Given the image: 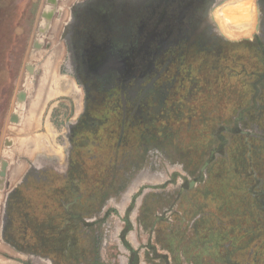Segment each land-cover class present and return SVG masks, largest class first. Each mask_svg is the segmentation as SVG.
Segmentation results:
<instances>
[{"label":"rangeland","instance_id":"rangeland-1","mask_svg":"<svg viewBox=\"0 0 264 264\" xmlns=\"http://www.w3.org/2000/svg\"><path fill=\"white\" fill-rule=\"evenodd\" d=\"M0 264H264V0H0Z\"/></svg>","mask_w":264,"mask_h":264},{"label":"bare ground","instance_id":"bare-ground-1","mask_svg":"<svg viewBox=\"0 0 264 264\" xmlns=\"http://www.w3.org/2000/svg\"><path fill=\"white\" fill-rule=\"evenodd\" d=\"M248 3H249V2H248ZM63 4H64V3H63ZM243 6H244V4L242 3V4H239L237 8H238V10L241 11V14H242V12H243V13H246V14L248 15V14H249V5H248L247 7H245V6L243 7ZM237 8H236V9H237ZM231 9H232V8H230V11H231ZM242 10H243V11H242ZM228 11H229V10H228ZM46 70H47V69H46ZM43 74H44V73H43ZM24 153H25V152H24ZM15 169H16V168H15Z\"/></svg>","mask_w":264,"mask_h":264},{"label":"crops","instance_id":"crops-1","mask_svg":"<svg viewBox=\"0 0 264 264\" xmlns=\"http://www.w3.org/2000/svg\"><path fill=\"white\" fill-rule=\"evenodd\" d=\"M248 5H250L249 3H248ZM235 6H238V5H235ZM245 6V5H244ZM234 8V7H233ZM233 13V12H232ZM250 13H251V17H252V7H251V5H250ZM251 17H249V20L251 19L252 20V18ZM244 22H245V20H243ZM249 21H247L246 23H248ZM243 23V22H242ZM247 26H249L248 24H247Z\"/></svg>","mask_w":264,"mask_h":264},{"label":"flooded vegetation","instance_id":"flooded-vegetation-1","mask_svg":"<svg viewBox=\"0 0 264 264\" xmlns=\"http://www.w3.org/2000/svg\"><path fill=\"white\" fill-rule=\"evenodd\" d=\"M70 0H67V3L69 2Z\"/></svg>","mask_w":264,"mask_h":264}]
</instances>
